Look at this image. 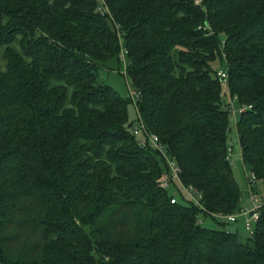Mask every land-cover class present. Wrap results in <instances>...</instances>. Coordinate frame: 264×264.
Here are the masks:
<instances>
[{
	"label": "trees",
	"instance_id": "obj_1",
	"mask_svg": "<svg viewBox=\"0 0 264 264\" xmlns=\"http://www.w3.org/2000/svg\"><path fill=\"white\" fill-rule=\"evenodd\" d=\"M101 71L139 95L203 209L170 203L165 161ZM219 71L264 190V0H0V264H264V208L252 237L201 225L243 198Z\"/></svg>",
	"mask_w": 264,
	"mask_h": 264
},
{
	"label": "built area",
	"instance_id": "obj_2",
	"mask_svg": "<svg viewBox=\"0 0 264 264\" xmlns=\"http://www.w3.org/2000/svg\"><path fill=\"white\" fill-rule=\"evenodd\" d=\"M101 15H103L106 10L104 9V3L100 2V7L97 10ZM125 52H121L120 59L124 61ZM221 83L226 84L227 82V74L223 71H219L217 74ZM127 97L131 100L134 108H136V100L139 95L130 90L128 91ZM250 109V107H248ZM244 111L243 108L239 110V113ZM132 133L135 137H143L144 139L139 143L141 147L149 146L152 150L157 151L162 159L165 161L167 165V173L164 174L159 180V188L162 191L169 192L171 198L170 203L176 204L178 196L183 194L185 199L189 202L197 206L198 208H202L201 204V195L195 190L193 187H185L181 183L180 179V169L178 168L176 162L164 151L161 147L158 138L155 135H151L146 133L144 125L140 119H137V124L133 127ZM228 155L231 160L232 150H228ZM255 186V178L253 176H248V198L251 204V209L247 210L241 206V210L238 213L231 215H221L216 214L213 215L214 218L222 220L227 224H236L239 220L243 221V230L248 237H252L255 233L256 224L260 218V211L264 208V202L259 198L257 193L254 191L253 187ZM203 209V208H202Z\"/></svg>",
	"mask_w": 264,
	"mask_h": 264
},
{
	"label": "rangeland",
	"instance_id": "obj_3",
	"mask_svg": "<svg viewBox=\"0 0 264 264\" xmlns=\"http://www.w3.org/2000/svg\"><path fill=\"white\" fill-rule=\"evenodd\" d=\"M221 40L223 38L221 37ZM99 78L101 81L106 83L110 86L114 91H116L121 97L127 98L128 95V86L127 81L117 72L108 73L105 71H101L99 73ZM222 100L224 105L230 108L229 113V131L227 133V148L232 150L231 155V168L233 173L234 181L237 183L238 187L240 188L241 192L243 193V198L241 202V206L247 210L251 209V204L248 198V176L242 169L241 160H240V149L237 140V133H236V123L239 119L238 112L241 110V106H239L238 102L228 94L227 88L224 84H222ZM128 116L130 121H133L134 126L137 124V116L135 108L132 104L128 105ZM255 192L259 196V198L264 202V190L261 185L255 186ZM201 225L208 229H221L224 225L225 230L230 232H238L240 238H246L247 235L243 230V221L239 220L236 224H223L222 221L216 220L213 221L209 218L201 220Z\"/></svg>",
	"mask_w": 264,
	"mask_h": 264
}]
</instances>
